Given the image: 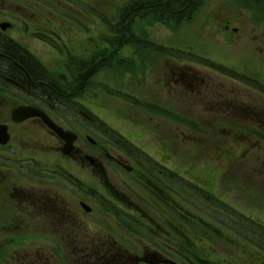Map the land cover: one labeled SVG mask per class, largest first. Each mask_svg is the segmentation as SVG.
Returning a JSON list of instances; mask_svg holds the SVG:
<instances>
[{
    "label": "rangeland",
    "instance_id": "obj_1",
    "mask_svg": "<svg viewBox=\"0 0 264 264\" xmlns=\"http://www.w3.org/2000/svg\"><path fill=\"white\" fill-rule=\"evenodd\" d=\"M154 1L158 13L145 15L150 10H137V5L146 7L151 0H0V25L11 24L6 31L0 27V32L28 50L49 78L60 79L72 71L82 77L73 90L84 83L87 93L77 95L78 104L72 99L68 103L97 119L96 125L86 127L91 136L101 146L112 137H122L161 161V170L172 175L168 177L174 188L171 199L179 213L173 230L168 225L174 214L159 212L151 203L144 226L127 221L125 228L109 227V237L118 241H108L111 250L92 261L125 264V255L134 256L143 248L145 254L161 253L176 264H264V250L246 240L245 228L231 232L217 221L233 226L234 221L249 219L250 232L258 230L256 224L264 227V90L188 58L197 54L264 85V0H202L197 5L179 0L176 9L173 1ZM132 17L135 22L129 26ZM141 41L146 44H137ZM178 53L186 60H178ZM2 89L0 84V125H7L22 102ZM13 132V148L0 149V168L9 169L0 179L5 174L14 182L26 173L21 163L31 150L46 161L47 167L35 165L43 173L59 168L57 162L66 169V155L56 152L44 131L18 126ZM102 161L107 162L106 155ZM96 190L93 217L104 227L111 213L102 210L104 194L98 193L97 183ZM137 190L146 199L141 185ZM205 196L222 201L235 210L231 212L235 216L228 218L225 211L211 216L204 211ZM17 208L0 192V264H20L11 255L35 253L33 247L10 241L29 230L9 236L8 228H3ZM150 216L156 218L154 222ZM177 229L188 235L178 241H189L185 256L190 261L175 259L173 242L169 247L165 244L164 251L151 244L169 242L171 233L176 238ZM67 254L73 257L72 251ZM78 255L81 260L88 258L83 252Z\"/></svg>",
    "mask_w": 264,
    "mask_h": 264
},
{
    "label": "flooded vegetation",
    "instance_id": "obj_2",
    "mask_svg": "<svg viewBox=\"0 0 264 264\" xmlns=\"http://www.w3.org/2000/svg\"><path fill=\"white\" fill-rule=\"evenodd\" d=\"M3 35L6 36L2 33V37ZM4 38L13 43L7 36ZM76 73L74 71L65 73L60 79L49 78V72L39 65L28 50L13 45L0 46V84L5 88L1 91L7 95L13 94L22 102L20 106L40 110L56 125L78 137L74 143V150L69 156H64L62 149L65 142L40 117L31 118L20 124L13 123L11 119L10 124H7L10 142L5 146L0 145V149L13 148L14 127L29 130L32 126L46 133L53 141L56 152L60 151L64 156L63 161L66 162V169L57 162L56 166L59 168H53V172L43 173V170L35 165L47 167L46 161L40 160V154L31 150L30 157L21 158L32 165H26L25 160L21 163L23 168H26V173L14 182L9 181L5 174L0 179V192L6 194L9 200L18 206L3 228H8L9 236L19 229L29 230L30 232L24 233L25 235L19 233L9 239L15 241L14 245L26 244L35 248L33 255L24 254L25 257L11 255L20 264L57 262L65 264L63 261H66V264H80L78 254L82 252H93L95 257H98V254L105 256L111 250L108 241H118L109 237V227L125 228L127 221L144 226V213L151 212L153 207L159 212L174 214L170 217L172 223L169 225L173 230L177 206L171 199V196H174V188L168 180V177H172L170 171L166 173L161 170V161H157L132 142L128 144L117 137H112V141L101 146L99 141L91 136V131L86 127L92 126V123L93 126L96 125L97 119L68 103V99H72L73 103L78 104L77 98L81 96L77 95L87 93L86 89L83 90L87 87L84 83L77 91L73 90L75 81L80 85L82 79L80 75L76 76ZM69 75L72 76L71 81L67 80ZM68 93H71L69 98H65ZM75 112L77 118L73 120ZM105 155L107 162L102 161ZM7 167H1L0 174L9 172ZM82 175L89 186L82 180ZM23 182L28 185H24ZM96 183L100 187L98 193L105 195L102 210L104 213L106 211L105 214L108 216L111 213L110 222L107 224L106 221L104 227H101L93 217L98 198ZM140 185L146 199L140 196L137 190ZM144 201L149 205L145 206ZM151 203L153 207L150 206ZM149 218L153 222L156 219L153 216ZM169 235L173 237L172 233ZM123 236L128 241L126 234ZM171 236L170 238L176 241V238ZM43 249L47 252H43ZM66 251L73 252L71 259ZM140 251L141 253L131 255L129 258L131 262L125 261V264H172L170 260L161 257L163 256L161 253L145 254L143 248Z\"/></svg>",
    "mask_w": 264,
    "mask_h": 264
},
{
    "label": "trees",
    "instance_id": "obj_3",
    "mask_svg": "<svg viewBox=\"0 0 264 264\" xmlns=\"http://www.w3.org/2000/svg\"><path fill=\"white\" fill-rule=\"evenodd\" d=\"M171 2L173 1V5H172V7L174 8V9H176V5L178 6L179 4H176L175 2H177V1H179V0H170ZM202 0H191V4L192 5H194V4H200V2H201ZM186 3H189L190 4V0H187L186 1ZM167 4H172V3H170V2H167ZM138 6V9L137 10H141V9H145V10H150V12L148 13V14H145V15H153V14H156V13H158V7L156 6V4H155V1L154 0H151V2L145 7V6H143V5H137ZM150 6V7H149ZM153 7V11H152V7ZM180 8H183V6L181 5L180 7H179V9ZM165 12H167V11H165ZM137 15H139L138 13H136L134 16H137ZM142 18H143V15H142ZM135 22V19H134V17H132L131 19H130V21H129V26H130V24H133ZM131 28H132V26L131 27H129V30H130V32H131ZM118 30H120V26H119V29ZM133 37V36H132ZM133 38H135V37H133ZM142 42V41H141ZM139 43V42H137V44H146L145 42H142V43ZM3 45H13V46H15V44L14 43H11V42H9V41H7L4 37H0V46H3ZM145 48L146 47H148V46H144ZM181 52V51H180ZM188 54V53H187ZM176 58L178 59V60H181V61H184V60H186V57H184V55L182 54V53H178L177 55H176ZM188 58H194L197 62H198V60H200L199 62H200V64H202V65H207V66H210L211 68H214V69H217L218 70V72H220L221 74H223V75H225V76H227L229 79H232V80H235V81H239V82H241V83H243V84H245L246 86H248V87H254V88H256V89H261V90H264V85L259 81V80H256L254 77H252V76H250V75H247V74H239V73H237L236 71H233L232 69H230V68H228V67H224V66H222V65H220V64H218V63H215V62H211L210 60H205V58H203V57H200V56H198L197 54H188ZM190 60V59H189ZM250 87V88H251ZM118 135V134H117ZM117 135H115V136H117ZM119 137H120V135H119ZM120 139L123 141V142H125V143H128V144H130L127 140H125V139H123L122 137H120ZM178 180H180V179H178ZM192 187H194V186H192ZM195 188V187H194ZM195 190H198V189H195ZM199 192H200V190H199ZM205 192V191H204ZM199 194V196H203L202 195V192L201 193H198ZM205 201L207 202L206 204H205V208H204V211H208V213L212 216V215H215V214H218V212H220V211H225L226 212V216L228 217V218H230V216H235V215H233L231 212L233 211V212H235V210H232V208H230L228 205H226L225 203H223L222 201L220 202V201H218V200H216V199H214V198H211V197H209V196H205ZM179 215V213L177 214V216ZM237 217V216H236ZM238 218V217H237ZM178 220H181V219H179V217H178ZM221 225H223L227 230H229V231H231V232H235V231H239L240 232V229H244L245 228V230L247 231V234L245 235V238H246V240L248 241L249 240V242H251L254 246H256L257 248L259 247V248H261V249H263L264 250V227L262 226V225H258V224H256L257 226L255 227V228H257L258 230H256V232H250V229H249V227L248 226H246V222L249 224H251L252 222L249 220V219H245V222H243V221H239V222H236V221H234L233 222V226L232 225H230V224H228L227 222H222V221H220V220H217ZM238 223H240L239 224V226H238ZM245 224V225H244ZM254 224V223H253ZM168 227H169V225H168ZM163 231V230H162ZM186 236H188L187 234L186 235H184V233L182 232V231H180L179 229H177V234H176V238H178V239H176V241H166L165 243L163 242V245H160V246H162V247H160V246H158V243H157V241H151L152 243V245H153V247H156V248H159L160 250H162V251H164L165 249H167L166 247H164V245L165 244H167V246L169 247L170 246V242H173V243H175L176 244V248H177V251H176V260H178V261H180V262H182V260H183V258L185 259V260H188V261H190L185 255L186 254H188L187 252V248L189 247V241H178V240H182V238H186ZM252 240H254V241H252ZM255 240H257V241H255ZM162 242V241H161ZM83 253H85L87 256H88V258H83L82 260H81V263L82 264H98V263H96L95 261H92V260H94L95 258H97V257H95V253H93V252H83ZM163 253V252H162ZM129 258H131V254H128V255H125L124 256V262L125 261H128V262H131V260L129 259ZM110 259V258H109ZM100 260V259H99ZM92 261V262H91ZM105 262H106V264H110V261L108 260V259H105L104 260Z\"/></svg>",
    "mask_w": 264,
    "mask_h": 264
},
{
    "label": "water",
    "instance_id": "obj_4",
    "mask_svg": "<svg viewBox=\"0 0 264 264\" xmlns=\"http://www.w3.org/2000/svg\"><path fill=\"white\" fill-rule=\"evenodd\" d=\"M0 27L3 31H6L11 27V25L9 23H3L0 25ZM35 116L42 117V115L36 109L30 107H18L12 111V121L14 123L24 122L25 120ZM44 121L65 142L62 152L66 156H69L74 150V142L77 140V136L72 132L65 131L63 128L58 127L48 118H45ZM9 140L10 136L8 134V127L5 125H0V145L8 144Z\"/></svg>",
    "mask_w": 264,
    "mask_h": 264
},
{
    "label": "bare ground",
    "instance_id": "obj_5",
    "mask_svg": "<svg viewBox=\"0 0 264 264\" xmlns=\"http://www.w3.org/2000/svg\"><path fill=\"white\" fill-rule=\"evenodd\" d=\"M203 2V1H202ZM202 2H201V4H202ZM38 111V110H37ZM41 115H42V117L41 116H35V117H40V119H42L43 121L45 120V118H48L47 117V115L46 114H44V113H42L41 111H38ZM35 117H32V118H35ZM31 119V118H30ZM27 120H29V119H27ZM252 241H254V240H252ZM255 241H257V240H255ZM249 242V241H248ZM251 243V242H250ZM252 244V243H251ZM256 247V246H255Z\"/></svg>",
    "mask_w": 264,
    "mask_h": 264
}]
</instances>
